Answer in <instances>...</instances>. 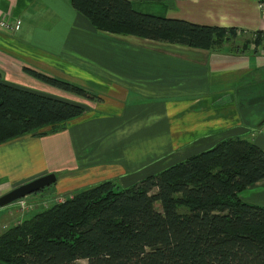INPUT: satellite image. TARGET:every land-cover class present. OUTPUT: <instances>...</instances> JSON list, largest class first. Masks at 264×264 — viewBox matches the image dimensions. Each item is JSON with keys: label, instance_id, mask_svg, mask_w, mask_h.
<instances>
[{"label": "trees", "instance_id": "16d2710c", "mask_svg": "<svg viewBox=\"0 0 264 264\" xmlns=\"http://www.w3.org/2000/svg\"><path fill=\"white\" fill-rule=\"evenodd\" d=\"M67 1L110 34L211 50L227 30L144 14L128 0ZM24 71L42 88L17 87L0 77V145L46 136L43 128L85 113L56 90L96 98L68 81ZM262 180L264 152L245 139H228L180 163L168 177L151 176L124 190L108 181L75 192L0 235V264H264V207L240 197Z\"/></svg>", "mask_w": 264, "mask_h": 264}, {"label": "crops", "instance_id": "0c3cea01", "mask_svg": "<svg viewBox=\"0 0 264 264\" xmlns=\"http://www.w3.org/2000/svg\"><path fill=\"white\" fill-rule=\"evenodd\" d=\"M128 1L134 10L144 14L203 26L235 29L243 33L239 39L244 38L250 44L244 42L240 44L242 49H234L233 43H228V48L209 51L137 38L155 44L157 47L154 51L158 53L155 56L158 57L153 61L152 57L144 58L142 62L136 61L128 65V69L134 70L138 77L150 82L146 85L150 84L152 88L143 86L135 91L130 89L118 100H135L138 93L148 92L157 98L166 96V101L173 106L192 108V112L187 114L200 118L197 123L203 122L201 117L211 115L226 119L228 137L245 139L264 152V39L257 41L254 36L264 33V19L257 8L259 0ZM0 18L8 23L20 20L15 37L21 36L24 42H31L32 38L58 37L71 46L82 48L85 44L83 38L75 33L80 30L79 27L74 26L84 23L86 19L76 13L67 0H0ZM9 32L0 28V38L7 43L13 37ZM35 43L47 44L40 41ZM86 49L87 52L90 50L88 47ZM23 54L0 46V71L4 72V79L8 83L39 90L42 88L41 84L24 73L22 66L17 64L18 61L37 66L52 76L50 63L55 60L44 55L33 57L29 52ZM148 54L152 55L149 51ZM13 58L18 59L17 63ZM62 78L74 82L65 75ZM159 79L162 80L160 83L157 81ZM219 132L223 133L225 130ZM33 138L31 135L23 136L4 144L0 150V158L8 153V161L0 160V197L16 186L49 173H64L63 182L69 181L68 176L73 171L77 152L82 150L80 142L76 141L78 137L72 132H62L48 138ZM29 146L35 149L31 150ZM33 154L40 163L34 161ZM33 167L34 174L19 179V176ZM3 172L16 176L15 180L1 181ZM263 184L264 180L248 187L240 197L247 203L264 207ZM255 188L256 196L249 197L250 190ZM4 189L6 190L3 192ZM11 206L0 208V214Z\"/></svg>", "mask_w": 264, "mask_h": 264}, {"label": "rangeland", "instance_id": "374dc122", "mask_svg": "<svg viewBox=\"0 0 264 264\" xmlns=\"http://www.w3.org/2000/svg\"><path fill=\"white\" fill-rule=\"evenodd\" d=\"M74 27L80 29L75 33L83 38L85 44L82 48L71 46L58 37L32 38L31 42H24L21 36L20 38L15 37L17 31L9 32V35L13 37L8 43L0 38V46L14 53L29 52L33 57L38 55L52 57L55 60V62L51 60L50 63L52 76L65 80L62 78L65 75L77 82L70 83L88 90L96 97L91 101H86L72 93L55 91L58 94L63 93L70 101L82 104L85 113L75 120L57 126L56 129L43 128L40 132L46 136H34L33 139L72 132L78 137L76 141L80 142L82 150H79L80 153L77 152L68 182H63L64 173H58L56 183L23 199L27 203L26 208L11 204L13 206L8 205L11 207L1 211L3 214H0V235L38 213L63 203L77 191L108 181L113 184V189L124 190L151 176L163 174L168 177V172L172 173L180 163L213 149L223 141L238 139L228 137L226 134L228 132L226 119H218L216 115H211L201 117L203 122L197 123L196 121L200 118L187 114L192 112V108L183 109V105L173 106L166 101V96L157 98L150 92L147 94L137 92L139 96L135 100H118L125 91L130 89L135 91V89H142L143 86L151 87L150 84L146 85L150 82L138 77L134 70L128 69V65L136 61L142 62L144 58L152 57L151 61L155 60L158 57L155 56L158 53L154 51L157 46L132 36L100 32L87 20L84 23L75 24ZM231 30L234 31V36L230 33ZM230 31L228 33V29L226 30L221 45L209 51L228 48V43H233L234 49H242L240 44L246 40L239 39V37H242L243 33L235 29H230ZM238 32H240L239 36L236 34ZM236 38L238 39L235 40ZM38 41L44 44L47 42V44L35 43ZM245 44L250 43L245 42ZM85 46L90 49L88 52ZM148 51L152 55H149ZM14 60L17 63L18 59ZM18 62L17 64L22 66L23 71L25 67H28L45 73L37 66ZM6 63L8 64L9 60ZM3 73L1 72L0 77L5 81ZM65 81L69 82V80ZM157 81L160 83L162 80ZM18 86L36 90L34 87ZM223 130L225 132H219ZM3 145H0V150L3 149ZM29 148L35 149L32 146ZM7 154L4 153V158L0 160L8 161ZM33 157L36 163H40L34 154ZM34 172L35 167L30 168L19 176V179L26 178ZM7 173H2L1 181L15 180L16 176L13 177L12 174L11 176ZM256 190L257 188L251 189L249 197H255ZM6 193L8 191L4 194ZM152 193L155 194L156 189ZM176 197L180 198V196ZM154 207L158 212L162 211L160 202L156 201ZM180 211L183 214L187 212L185 208ZM80 263L86 264V262Z\"/></svg>", "mask_w": 264, "mask_h": 264}, {"label": "water", "instance_id": "95a60500", "mask_svg": "<svg viewBox=\"0 0 264 264\" xmlns=\"http://www.w3.org/2000/svg\"><path fill=\"white\" fill-rule=\"evenodd\" d=\"M57 177L54 173L38 177L28 183L11 189L0 197V208H4L17 200L23 199L31 194L37 193L46 187L56 183Z\"/></svg>", "mask_w": 264, "mask_h": 264}, {"label": "built area", "instance_id": "2783aa9c", "mask_svg": "<svg viewBox=\"0 0 264 264\" xmlns=\"http://www.w3.org/2000/svg\"><path fill=\"white\" fill-rule=\"evenodd\" d=\"M257 8H258V10L260 12L261 17L264 19V0H259L257 2ZM20 24H21V21L18 20V19L15 20L12 23H8L5 20H2L0 18V28L7 29L9 31H15L16 32L19 29ZM236 34L239 36L240 35V32H238ZM254 36L256 38L259 36V38H263L264 39V33H257ZM23 199H20L19 200L20 207H26V205H27V203Z\"/></svg>", "mask_w": 264, "mask_h": 264}, {"label": "bare ground", "instance_id": "6f19581e", "mask_svg": "<svg viewBox=\"0 0 264 264\" xmlns=\"http://www.w3.org/2000/svg\"><path fill=\"white\" fill-rule=\"evenodd\" d=\"M13 205H15L16 204V206L17 207H19V208H23L24 209V207H20V205H19V200H17V201H15L14 203H12ZM11 205V204H10ZM7 207V206H6ZM6 207H4V208H6ZM29 207H31V206H29ZM32 207H33V205H32ZM26 208V207H25ZM1 209H3V208H1Z\"/></svg>", "mask_w": 264, "mask_h": 264}]
</instances>
